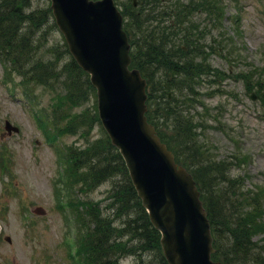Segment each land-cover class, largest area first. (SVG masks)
<instances>
[{
  "label": "trees",
  "instance_id": "1",
  "mask_svg": "<svg viewBox=\"0 0 264 264\" xmlns=\"http://www.w3.org/2000/svg\"><path fill=\"white\" fill-rule=\"evenodd\" d=\"M116 1L122 4L124 29L132 46L131 66L140 69L148 81V118L177 161L197 180L212 224L216 248L213 258L218 264H264V201L249 193L242 198L235 190L236 185H243L231 177L230 162L210 161L203 156L197 116L183 107L186 101H196L197 88L207 77L213 83L219 81L217 77L226 78L223 70L212 66L210 58L229 39L208 42V24L222 30L226 0H136L137 5L133 0ZM200 13L207 16L205 25L198 21ZM51 17L49 6L41 9L33 5V0H0V61L11 64L12 71L23 76L30 87L46 84L64 91L67 101L92 94L96 97L88 74L71 56L55 65L38 57L35 36ZM64 49L68 54L67 44ZM257 87L261 92L258 96L264 100V87L259 83ZM88 116L92 126L98 118L96 108ZM86 120L71 116L66 128L69 133H82ZM67 151L70 169L81 173V182L94 188L106 180L112 183L106 212L83 202L90 225L83 244L85 263L119 264L120 256L132 254L143 260L149 252L158 264H169L161 249L160 233L138 197L120 152L106 133L84 147ZM224 184H228L227 189ZM249 197L253 203L242 201Z\"/></svg>",
  "mask_w": 264,
  "mask_h": 264
},
{
  "label": "rangeland",
  "instance_id": "2",
  "mask_svg": "<svg viewBox=\"0 0 264 264\" xmlns=\"http://www.w3.org/2000/svg\"><path fill=\"white\" fill-rule=\"evenodd\" d=\"M226 2L228 33H219L212 26L209 28L212 35L208 39L215 44L218 39H229L219 45L210 58L212 66L223 70L226 78L217 77L219 81L213 83L211 77H207L197 88L196 101H186L183 107L190 110L192 116H197L195 123L198 124L203 156L209 157L210 161L230 162L231 177L243 185H236L235 190L242 198H247L246 193H249L264 201V100L259 97L261 92L257 87V83L264 87V0ZM48 4L49 0H33V5L41 9ZM237 9L241 11L242 21L232 27L229 16ZM198 17L202 25L207 23L205 13ZM53 20L51 17L45 21L35 39L38 57L52 60L55 65L67 60L70 54L65 52L66 40ZM6 64L11 69V64ZM17 73L12 69L8 71L4 63H0V155L5 154L7 161L3 163L4 167L0 165V264H70L66 236L74 234V227L80 235V230L86 229L72 219L69 212L73 209L72 204L64 203L69 206V211L57 204L54 180L59 176L60 154L70 143L81 145L85 139L102 138L106 132L97 120L90 125L88 114L97 108L93 94L86 98L81 96L78 101H67L64 91H56L46 84L34 83L30 87ZM252 94H255L254 98H251ZM262 94L264 96V88ZM43 113L47 118L56 119L53 127L55 142L48 140L49 126L44 124L42 127L36 117L41 114L44 118ZM71 116L87 119L81 136L63 131ZM6 120L17 125L19 132L8 135L4 130ZM3 132L6 133L1 138ZM175 146L178 147L176 143ZM67 168L72 182L67 199L72 190L75 209L80 212L78 205L85 199L88 207L97 202L100 209L106 211L110 180L94 188L79 180L81 173L73 172L70 166ZM83 184H86L84 190ZM224 187L227 189L228 184ZM242 201L253 203L250 197ZM38 206L46 213L36 214L34 208ZM158 262L149 252L144 254L142 262L134 255L121 260V264Z\"/></svg>",
  "mask_w": 264,
  "mask_h": 264
},
{
  "label": "water",
  "instance_id": "3",
  "mask_svg": "<svg viewBox=\"0 0 264 264\" xmlns=\"http://www.w3.org/2000/svg\"><path fill=\"white\" fill-rule=\"evenodd\" d=\"M51 7L73 57L97 89L102 124L161 232L166 259L170 264H217L196 181L147 121V82L139 69L129 67L131 46L114 0H51ZM5 128L18 130L9 121Z\"/></svg>",
  "mask_w": 264,
  "mask_h": 264
}]
</instances>
